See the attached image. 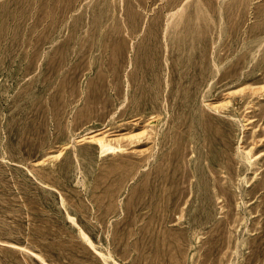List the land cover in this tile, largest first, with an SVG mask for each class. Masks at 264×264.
I'll return each instance as SVG.
<instances>
[{
	"label": "rangeland",
	"instance_id": "obj_1",
	"mask_svg": "<svg viewBox=\"0 0 264 264\" xmlns=\"http://www.w3.org/2000/svg\"><path fill=\"white\" fill-rule=\"evenodd\" d=\"M234 1L0 0V264H264V0Z\"/></svg>",
	"mask_w": 264,
	"mask_h": 264
},
{
	"label": "bare ground",
	"instance_id": "obj_2",
	"mask_svg": "<svg viewBox=\"0 0 264 264\" xmlns=\"http://www.w3.org/2000/svg\"><path fill=\"white\" fill-rule=\"evenodd\" d=\"M183 1V0H182ZM185 1V0H184ZM201 3H203V1H200ZM240 4L241 5H243V0H235L234 1V3H232V4H230V5H228L229 6V16H230V14L232 13V17H233V20H234V22L236 21V22H238L239 20H238V17L241 15L240 14V8H241V6H240ZM181 6V5H180ZM179 6V7H180ZM178 7V6H177ZM178 7V8H179ZM221 8V7H220ZM172 9V8H171ZM183 10L180 12V14H182V12L185 10V6H183V8H182ZM166 11V10H165ZM173 11H174V9H173ZM207 10L205 9V18H203V21H202V23L203 24H205L206 22V20L207 19H209V15H208V13L206 12ZM168 12V11H167ZM172 12V11H171ZM218 12V14H219V17H218V25H219V30L222 28V22H223V12L221 13L220 11H217ZM169 13V12H168ZM176 13V12H175ZM178 13V12H177ZM179 14V15H180ZM228 16V15H227ZM200 18H202V16L200 15ZM217 20V19H216ZM213 22V21H212ZM201 23V26L202 27H204L203 26V24ZM207 24H210V21H208L207 22ZM206 24V26L208 27V25ZM142 27V26H141ZM165 27V26H164ZM143 28V27H142ZM141 28V29H142ZM173 28V27H172ZM133 33V32H132ZM164 33V32H163ZM183 33V32H182ZM134 35V34H133ZM164 35V34H163ZM213 36V35H212ZM211 37V36H210ZM153 38V37H152ZM163 38H164V36H163ZM260 43H261V41H259ZM165 43V42H164ZM212 43V42H211ZM164 45V44H163ZM211 46H213V45H211ZM214 50V49H213ZM163 51H164V49H163ZM166 52V51H165ZM164 57V56H163ZM163 57H162V59H163ZM174 58V57H173ZM164 60V59H163ZM166 63V62H165ZM166 67V66H165ZM167 69V68H166ZM165 69V70H166ZM125 97H127L126 95H125ZM167 111V110H166ZM172 122V121H171ZM165 131V130H164ZM99 142H100V145H101V147L102 148H104L103 146L105 145L104 144V142L102 141V140H99ZM108 144V143H107ZM110 148V147H109ZM111 150V149H110ZM112 150H115V149H112ZM105 151V150H104ZM99 152H100V149H99ZM106 152V151H105ZM103 154V153H102ZM250 155V154H249ZM165 166H164V168H163V174H162V177H161V183L163 184V186H164V191L166 192L167 191V186H169V183H168V178H169V176H167V169H168V164L167 163H165L164 164ZM163 166V165H162ZM263 175H264V173H263ZM264 181V180H263ZM262 188H264V183H263V186H262ZM220 196H222V195H220ZM190 202V201H189ZM182 202L181 201H179V199H177V205H180ZM176 215V214H175ZM178 215V214H177ZM176 215V216H177ZM176 216H175V218H176ZM200 217V218H205L206 220H210L212 217H213V211L212 210H209L208 212H205L204 214L203 213H198V215H197V217ZM178 217H180V215H178ZM234 223H235V220H230V221H226V225L225 226H227V228L229 227V225L231 224L232 226H234ZM263 226H264V222H263V224H262V226H260L261 228H263ZM260 227H258V228H260ZM253 229H255V228H253ZM84 233V232H83ZM258 233L259 234H262V235H264V231H263V229H260L259 231H258ZM81 234V233H80ZM258 234V235H259ZM82 235V234H81ZM84 238H85V233H84ZM89 240V239H88ZM253 242V241H252ZM257 243H251V245H256ZM100 253V255H104V254H102L101 252H99ZM37 256H38V258L39 259H41L42 260V262L44 263V264H49V262L47 263L45 260H43L38 254H36ZM108 256V255H107ZM112 264H117L116 262H113Z\"/></svg>",
	"mask_w": 264,
	"mask_h": 264
}]
</instances>
